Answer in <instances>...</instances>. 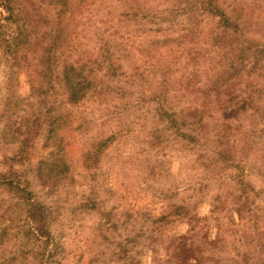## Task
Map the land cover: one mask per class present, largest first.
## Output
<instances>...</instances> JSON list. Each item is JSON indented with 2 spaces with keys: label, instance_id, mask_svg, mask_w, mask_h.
Here are the masks:
<instances>
[{
  "label": "trees",
  "instance_id": "trees-1",
  "mask_svg": "<svg viewBox=\"0 0 264 264\" xmlns=\"http://www.w3.org/2000/svg\"><path fill=\"white\" fill-rule=\"evenodd\" d=\"M77 2L69 8L68 0H0V54L11 68L21 61L29 68L30 97H42L36 127L46 123V115L52 119V132L54 123L68 112L46 103L47 94L59 86L64 103L77 113L73 120L79 124L78 130L90 134L96 124L106 121L108 127L119 126L114 125L117 132L96 139L92 149L107 150L136 125V116L129 120L131 112L143 109L146 144L155 153L169 150L190 164L188 167L212 172L224 168L223 160L233 164L236 150L242 162H258V170L264 171V0ZM169 35L173 36L166 37ZM13 77L14 71L9 82ZM155 79H159L157 85ZM121 82L128 86L116 89L121 105L100 101L102 85L107 89L109 83ZM89 101L102 107L97 119L84 116ZM6 105L13 112L10 102ZM24 114L13 123L18 134L9 144L15 151L3 156L0 163L6 168L0 173V189L15 198V205L22 203L26 211V222L16 227L19 230L12 237L33 243L46 239L39 252V264H44L51 238L47 212L13 170L14 165L24 164L27 149L38 136L39 129H26L30 120ZM108 115L110 118L104 119ZM212 145L218 151L211 150ZM242 164L245 170L247 164ZM213 179L218 182L221 178ZM194 184L184 191H195ZM186 210L181 204L151 209L143 214L146 227L138 228L132 227L135 218L130 216L131 233L134 239L143 240V251H151L153 258L163 252V264H223L226 259L212 252L216 248L213 242L204 239L206 243L199 244L192 236L177 234L166 238L168 226L173 219H185ZM7 236V228H0V249ZM243 236L245 247H254L256 260L263 258L264 230ZM157 238L163 241L161 247L153 242ZM243 253L239 260L254 259ZM8 262L6 258L0 264Z\"/></svg>",
  "mask_w": 264,
  "mask_h": 264
},
{
  "label": "rangeland",
  "instance_id": "rangeland-1",
  "mask_svg": "<svg viewBox=\"0 0 264 264\" xmlns=\"http://www.w3.org/2000/svg\"><path fill=\"white\" fill-rule=\"evenodd\" d=\"M77 4V0H68L69 8ZM12 71L15 77L9 82ZM158 81L155 79L156 85ZM121 87L122 90L128 88L123 82L109 83L107 89L102 85L100 89L106 93L100 94V101H115L121 105L116 90ZM55 91L47 94L46 103L54 110L66 112L68 109V112L58 124L54 123L56 129L51 132L52 119L46 115L43 116L46 123L35 126L42 97H30L27 64L21 61L11 68L9 60L0 54V163L3 156H12L15 151L9 144L18 134L13 123H17L23 113L30 120L26 129H39L38 136L27 149L24 164L14 165L13 170L18 172L14 176L27 185L33 199L47 212L51 238L44 264H163V252L153 258L151 251H143V240L134 239L129 218H135L132 227H146L143 214L147 211L179 204L186 206V217L173 219L166 238L168 234H177L185 238L192 236L200 241L199 244L206 243L204 239L213 242L216 248L212 252L226 259L223 264H264V257L256 260L254 247H245L247 241L243 236L246 232L264 230V171L258 170V162L243 160L247 164L244 170L241 154L235 150L231 157L235 159L233 164L223 160L225 169L209 172L202 167H188L190 164L179 160L175 152L155 153L146 144L148 133L143 129V109L131 112L130 122L135 116L138 119L134 127L130 126L125 135L117 137L107 150L97 151L91 144L117 132L119 128L115 129L114 125L119 126L114 123L108 127L106 121L96 124L90 134H85L77 129L79 124L73 120L77 113L64 103V91L59 86ZM135 98L137 95L131 100ZM9 102L13 112L5 108ZM101 108L98 103L89 101L83 108L84 116L97 119L95 115L102 113ZM108 118L110 115L104 117ZM213 147L215 145L210 149L218 151ZM238 162L240 167L236 168ZM5 171L0 164V173ZM215 177L221 179L215 182ZM238 177L243 181L242 186ZM193 183L197 185L195 191H184ZM15 202L12 195L0 189V228H7L8 234L5 246L0 249V263L7 258L9 264H39L41 242L46 239L33 243L12 237L19 230L16 227L26 222L22 203L15 205ZM220 232L223 236L219 237ZM262 239L264 241V237ZM153 242L156 247L163 243L160 238ZM201 248L205 249L203 245ZM244 251L254 259L250 262L245 258L239 260ZM208 254L205 251V255Z\"/></svg>",
  "mask_w": 264,
  "mask_h": 264
}]
</instances>
